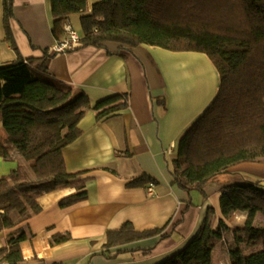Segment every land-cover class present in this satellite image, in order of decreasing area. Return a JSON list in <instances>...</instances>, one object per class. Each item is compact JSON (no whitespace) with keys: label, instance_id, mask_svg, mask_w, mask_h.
<instances>
[{"label":"trees","instance_id":"16d2710c","mask_svg":"<svg viewBox=\"0 0 264 264\" xmlns=\"http://www.w3.org/2000/svg\"><path fill=\"white\" fill-rule=\"evenodd\" d=\"M50 2L56 42L64 39L69 17L79 14V47L114 43L117 51H130L156 46L203 53L214 65L217 94L180 137L175 158L167 160L173 184L188 196V208L195 206L192 193L206 197V184L230 167L264 163V0H102L90 12L87 0ZM1 3L5 37L17 58L0 64V157L11 160L17 154L24 165L0 177V231L10 230L0 248V264H20L19 241L29 234L18 226L41 211L37 197L74 188L75 194L60 200L61 208L87 197L81 173H68L63 159V149L81 134L79 121L89 109L97 121L116 114L127 107L128 96L114 95L91 106L84 93L51 77L49 66L57 53L43 49L40 57L23 59L10 28L13 0ZM158 101L164 106L165 100ZM147 183L141 175L127 187ZM219 207L226 220L246 213L244 224L228 228L208 207L194 235L157 264H214L212 252L221 242L229 264H264V180L227 186ZM163 230L137 231L125 222L107 231L100 255L115 259L119 251L112 249L164 238ZM68 240L66 234L55 235L50 245Z\"/></svg>","mask_w":264,"mask_h":264},{"label":"crops","instance_id":"0c3cea01","mask_svg":"<svg viewBox=\"0 0 264 264\" xmlns=\"http://www.w3.org/2000/svg\"><path fill=\"white\" fill-rule=\"evenodd\" d=\"M100 1L87 0L88 12ZM13 15L10 28L23 59L40 57L41 50L55 45L50 0H13ZM71 22L69 17L72 28ZM117 48L114 43L100 49L77 46L51 60V77L84 93L91 106L122 94L128 96V105L101 121L92 109L85 112L78 124L81 134L63 149V159L68 173H81L87 197L64 208L59 202L75 194L74 188L37 197L41 211L18 226L29 234L19 241L20 264H157L194 235L208 207L226 227L242 226L246 213L236 212L228 220L221 215V192L244 183V177L264 180V163L232 166L206 184V197L192 193L195 206L188 208V196L173 184L167 160L175 158L180 137L214 100L219 74L203 53L147 45L130 51ZM16 58L5 37L0 0V64ZM158 99L165 100L164 106ZM0 134L4 138L3 130ZM18 164L24 165L17 154L11 160L0 157V177ZM141 175L148 179L145 186L127 187ZM149 184L154 186L152 195L146 191ZM125 222L137 231L164 228V238L112 249L119 251L115 259L100 255L107 231ZM9 231H0V248ZM59 234L68 235L69 240L50 245L51 238ZM147 249L153 251L144 256L142 251ZM217 253L221 258L215 264H229L222 242L213 249V261Z\"/></svg>","mask_w":264,"mask_h":264},{"label":"built area","instance_id":"2783aa9c","mask_svg":"<svg viewBox=\"0 0 264 264\" xmlns=\"http://www.w3.org/2000/svg\"><path fill=\"white\" fill-rule=\"evenodd\" d=\"M64 32H65L64 39L60 42H56L55 45L50 49L52 53H57V54L64 53L72 50L74 47L77 46L79 35L70 27L68 22L64 25ZM153 189H154L153 184H149L146 187L147 194L152 195Z\"/></svg>","mask_w":264,"mask_h":264},{"label":"rangeland","instance_id":"374dc122","mask_svg":"<svg viewBox=\"0 0 264 264\" xmlns=\"http://www.w3.org/2000/svg\"><path fill=\"white\" fill-rule=\"evenodd\" d=\"M71 17V24H72V28H73V30L77 33V34H80L81 33V30H80V25H79V16L77 15V14H73L72 16H70ZM3 129H2V126H1V122H0V133H1V131H2ZM1 135V134H0ZM30 175V174H29ZM221 176H217V177H215V178H220ZM30 178H32L31 176H30ZM214 179V178H213ZM244 179H245V182H247V183H250V182H254V181H260L258 178H254V177H250V178H248V177H244ZM220 254V253H219ZM218 253L216 254V260H215V257H214V262H216L217 263V261H219L218 259L219 258H221V255H219ZM213 262V263H214ZM215 264V263H214ZM227 264V263H226Z\"/></svg>","mask_w":264,"mask_h":264}]
</instances>
